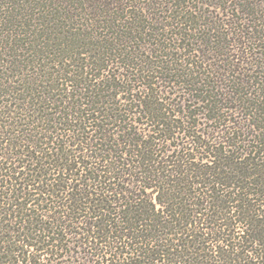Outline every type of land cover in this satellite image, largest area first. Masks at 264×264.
<instances>
[{"label": "trees", "instance_id": "1", "mask_svg": "<svg viewBox=\"0 0 264 264\" xmlns=\"http://www.w3.org/2000/svg\"><path fill=\"white\" fill-rule=\"evenodd\" d=\"M0 6V264H264V0Z\"/></svg>", "mask_w": 264, "mask_h": 264}, {"label": "rangeland", "instance_id": "2", "mask_svg": "<svg viewBox=\"0 0 264 264\" xmlns=\"http://www.w3.org/2000/svg\"><path fill=\"white\" fill-rule=\"evenodd\" d=\"M2 7H3V6H0V10H1ZM10 28H11V29H15V26H14V25H12V26L10 25ZM22 30H23V29H20V30H18L17 32L21 33Z\"/></svg>", "mask_w": 264, "mask_h": 264}]
</instances>
